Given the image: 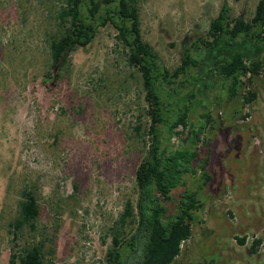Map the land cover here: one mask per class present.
I'll return each instance as SVG.
<instances>
[{"label":"rangeland","instance_id":"rangeland-1","mask_svg":"<svg viewBox=\"0 0 264 264\" xmlns=\"http://www.w3.org/2000/svg\"><path fill=\"white\" fill-rule=\"evenodd\" d=\"M258 1L135 0L141 37L169 69L223 4L249 20ZM63 2L0 0V264H10V223L25 187L40 205L38 234L55 235L45 264H104L112 230L137 198L135 170L148 141L140 74L105 27L73 49L56 78L49 39ZM248 91L254 99L246 103ZM225 94L216 86L190 105L196 126L210 117L195 147L211 180L188 178L202 207L172 264H264V67L235 99ZM175 131L170 144L180 148L186 128Z\"/></svg>","mask_w":264,"mask_h":264},{"label":"trees","instance_id":"trees-1","mask_svg":"<svg viewBox=\"0 0 264 264\" xmlns=\"http://www.w3.org/2000/svg\"><path fill=\"white\" fill-rule=\"evenodd\" d=\"M54 21L58 34L49 39V59L56 78L69 65L75 47H86L100 29L111 27L127 64L138 71L142 81L148 141L135 170L137 198L134 206L126 202L114 226L104 264H172L191 237L194 214L202 207L188 178L200 172L204 185L211 180L207 159L198 160L195 147L210 117L202 115L206 121L196 126L189 119L190 105L216 86L232 101L260 75L264 0L258 1L249 20L233 17L223 4L206 34L183 48L174 69L166 67L143 41L135 0H64ZM247 94L243 97L249 103L254 94ZM179 125L186 128V134L180 139L181 147L174 148L170 141L174 134L181 135L175 131ZM203 142L209 147L208 139ZM20 197L18 218L10 223L9 263L45 264V256L55 251V235L48 237L45 230L38 234L40 205L34 192L25 187ZM238 241L244 243V239Z\"/></svg>","mask_w":264,"mask_h":264}]
</instances>
